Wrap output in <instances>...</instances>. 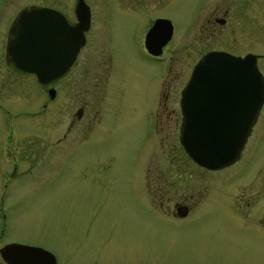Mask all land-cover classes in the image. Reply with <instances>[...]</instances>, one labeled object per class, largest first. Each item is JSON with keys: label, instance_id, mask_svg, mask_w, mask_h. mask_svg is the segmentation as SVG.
<instances>
[{"label": "flooded vegetation", "instance_id": "flooded-vegetation-1", "mask_svg": "<svg viewBox=\"0 0 264 264\" xmlns=\"http://www.w3.org/2000/svg\"><path fill=\"white\" fill-rule=\"evenodd\" d=\"M50 1L23 0L24 3L20 4L15 0H0V86L3 91L9 88L10 93L14 94L11 99L0 94V108L4 111V106L14 104L13 107H15L19 105V101L25 102L20 99L25 98L26 91L28 93L26 102L44 107L45 114L49 113L50 117L53 116V113H51L49 104H54L64 95L66 97L67 87L70 86L73 89L70 95V106H74V110L66 122V128L61 133V140L72 138L77 140L85 129L89 130L90 128L97 129L99 135H109L113 127L110 119L106 120L104 117V113L106 110L112 109V103L115 100L116 102L120 101V95L116 92L120 81L115 83L113 61L110 68L105 64L102 68V63L95 58L91 96L87 90L88 87L83 84L84 70L81 66L77 67L78 60L84 53L83 49L87 44V36L91 28V7L86 0L83 1L88 7L89 21L87 28L83 30V43L60 75L41 83L33 72L18 68L6 52V45L12 38L11 28L22 11L43 9L45 15L50 17L54 10L71 26L77 23L74 13L76 0L69 8L72 18L68 17V12L61 9V6L56 7ZM145 1L135 0L126 10L147 11L149 6ZM156 2L158 4L166 3L167 7L172 6L183 10L178 21L163 14L155 15L147 21L144 20L142 30L139 31L141 48L149 57L165 59L166 65L164 69H161L162 71L160 70V75L158 74L154 98L149 100V115L144 122V129L149 133H155L154 131L158 132L162 129L160 127L163 123H167L168 126L173 122L176 137H178L181 120L180 90L196 62L205 53L221 50L239 57L252 54L264 82V0H156ZM156 18L168 19L171 31L169 37L162 44L160 52L152 54L144 46V36ZM43 22L46 23L45 18ZM34 23L35 21L31 20V24ZM168 43H171L170 53L165 54ZM162 63L160 62L157 67L162 66ZM73 73L77 79L75 83L70 82ZM21 78L25 80L23 81L25 83L28 81L26 85L29 88L19 87ZM58 102L60 103L56 110L60 112L61 101ZM263 108L264 97L257 117L239 151L238 159L229 165L217 169L201 166L194 162L179 144L186 157L192 162V167L201 174L210 175L236 163L247 149L248 139L251 137L253 129H261L262 125L259 123V119ZM5 111L8 112V108ZM0 119L7 122L9 116L4 119L0 117ZM6 135H9V132ZM51 135L53 134L38 135L41 141L42 139L46 141L41 144V147H38V149L44 150L43 153L51 151L53 145ZM73 147L74 145H72ZM96 158L97 163L92 166L93 182L98 188H111L114 183L113 178H100V176L110 175L112 177L114 171L107 169L108 165L98 163L99 153ZM110 158L111 154H108V159ZM26 168V172L31 173L34 177L41 171H45V174L49 173V166L46 164L32 163L28 164ZM127 173L130 178L128 183L137 199L135 201L136 208L141 214V219L145 216V228L147 227V230L152 234H161L162 246H156L153 240H143L142 254L133 262L105 256L103 254L105 243L101 242V239L104 241L106 239L93 236L91 227V222L97 218L100 209L104 207H99V205L104 202H99L94 207L92 205L90 213L87 214L88 217L84 219L83 215L77 211L79 204L66 202L63 198H55L54 201L31 202V207L34 209L45 203L46 208L54 210L51 215H55V217H46L45 225L33 229L34 232L29 235L4 238L5 205L7 204L8 209H10L9 206L11 208L13 206L11 201L4 204L3 196H1L0 248L9 243L23 244L28 247H26L27 249L8 251L6 255L15 258L10 261L4 259L0 252V264H22V261L27 264H180L185 263L184 257L176 256L179 249L172 243L185 238V235H187L190 245L195 240L202 241L200 238L183 233V231L189 228L205 236L207 233L210 235L211 228H218V225H225L228 228L229 235L235 240V245L238 248L246 247L248 244L255 247L264 246V180H196L194 171L192 172L193 178L190 180H171L161 176L164 173L162 168L150 169L144 161L141 164L130 165ZM31 181L28 183V187L31 189L52 188L50 179L45 175L43 179L35 177ZM100 200L102 197H99L97 201ZM68 208L71 210L70 213L63 210ZM200 217L215 218L220 221H208L210 223H195L193 221ZM165 233L171 234V236L164 239L162 234ZM165 243L172 244V246L166 248ZM165 251L170 254L168 261L163 260ZM20 257L25 258L21 261L16 259ZM196 264L206 263L199 261Z\"/></svg>", "mask_w": 264, "mask_h": 264}, {"label": "rangeland", "instance_id": "rangeland-1", "mask_svg": "<svg viewBox=\"0 0 264 264\" xmlns=\"http://www.w3.org/2000/svg\"><path fill=\"white\" fill-rule=\"evenodd\" d=\"M15 1L24 3L23 0ZM73 1L50 2L56 7L61 6V9L68 12V17L72 18L69 8ZM86 1L91 7V28L77 67L81 66L84 70L83 84L88 87L91 96L95 58L102 63V68L104 64L110 68L113 61L115 83L120 81L116 91L120 95V101L115 100L112 109L104 113L106 120L110 119L112 132L103 136L98 134L97 129L90 128L85 129L77 140L73 138L61 140V133L74 110V106H70V95L73 91L70 86L67 87L66 97L64 95L54 104H49L53 113L50 117L49 113L45 114L44 107L26 102L28 96L26 91L25 98L20 99L26 103L19 101L18 106L13 107L14 104L4 106V111L0 108V117L4 119L9 116L7 122L0 119V205L3 199L4 204L11 201L13 206V208L9 206L8 209L7 204L5 205L6 223L3 237L29 235L34 232L33 229L45 225L46 217H55L51 215L54 210L46 208L45 203L34 209L31 202L54 201L55 198L76 202L79 204L77 211L84 219L88 217L92 205L94 207L99 202H104L99 205L104 207L100 209L97 218L91 222L93 236L106 239L105 241L101 239V242L105 243L103 249L105 256L133 262L142 254L143 240H153L156 246H162L163 240L161 234H152L147 227L145 228V216L141 219V214L136 208L137 199L128 183L130 178L127 170L130 165L141 164L144 161L150 169L162 168L164 173L161 176L171 180H190L194 171L196 180L263 181L264 108L259 119L261 129H253L247 149L242 155L243 159L241 157L236 163L218 173L201 174L192 167V162L182 151L173 122L168 126L167 123H163L160 127L162 129L158 132L152 130L155 133H149L144 129V122L149 115V100L154 98L160 70L166 65L165 59L149 57L141 48L139 31L142 30L144 20L147 21L155 15L163 14L178 21L183 9L167 7L166 3L158 4L156 0H146L148 10L140 12L126 10L135 0ZM170 49L171 43H168L165 54L170 53ZM160 62H163L162 66L157 67ZM75 80L77 79L73 73L70 82L75 83ZM23 81L25 80L21 78L19 87H28L26 85L28 81L26 83ZM0 94L7 99L14 96L9 88L3 91L1 86ZM58 101H61L60 112L56 110L60 103ZM7 108L8 112L5 111ZM88 115L90 117L91 111ZM7 132L9 135H6ZM47 133L53 134L50 136L53 145L51 151L43 153L44 150L38 147L46 141L44 139L41 141L38 135ZM98 153V163L108 165L107 169L114 171L112 177L100 176L113 178L114 183L108 189L98 188L93 182L92 166L97 163ZM108 154H111L110 159ZM32 163L49 166V173L41 171L35 177L43 179L45 175L50 179L51 189L28 187V183L35 178L26 172V166ZM99 197H102V200L97 201ZM63 210L67 213L71 211L69 208ZM193 221L202 223L220 219L200 217ZM183 233L202 241L195 240L190 245L185 235V238L172 243L179 249L176 256L184 257L185 263L180 264H196L199 261L206 264H264V246L255 247L248 244L246 247L238 248L225 225L211 228L210 235L207 233L205 236L189 228ZM162 235L164 239L171 236L166 233ZM172 244L165 243L166 248ZM163 258L168 261L170 254L165 251Z\"/></svg>", "mask_w": 264, "mask_h": 264}, {"label": "water", "instance_id": "water-1", "mask_svg": "<svg viewBox=\"0 0 264 264\" xmlns=\"http://www.w3.org/2000/svg\"><path fill=\"white\" fill-rule=\"evenodd\" d=\"M44 11L20 12L6 45L14 64L33 72L41 83L60 75L71 62L83 43V30L89 21L88 7L83 0L75 1L77 23L74 26L54 10L50 17ZM31 20L35 23L31 24ZM170 31L168 19H154L144 36L145 48L158 54ZM263 96V77L252 54L239 57L220 50L205 53L180 91L178 140L185 152L209 169L232 163L239 155ZM26 247L9 243L0 252L10 261L15 258L7 256L8 251Z\"/></svg>", "mask_w": 264, "mask_h": 264}]
</instances>
